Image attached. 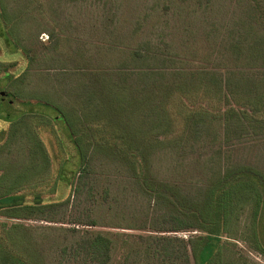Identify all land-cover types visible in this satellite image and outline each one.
Returning a JSON list of instances; mask_svg holds the SVG:
<instances>
[{"label": "rangeland", "instance_id": "rangeland-1", "mask_svg": "<svg viewBox=\"0 0 264 264\" xmlns=\"http://www.w3.org/2000/svg\"><path fill=\"white\" fill-rule=\"evenodd\" d=\"M0 5L10 35L30 55L16 65L0 39V65L16 74L0 84L6 92L49 102L51 107L40 108L63 115L80 134L89 120L128 131L152 127L159 139L156 150L143 155L151 175L127 170L123 157L90 150L86 165L97 176L99 198L96 226L50 221L39 212L19 218L12 216L14 209L0 211V221L24 224L31 232L44 264H58L61 247L89 228L115 240L110 264H119L141 235L153 233L151 212L172 206L170 182L208 185L239 167L264 171V0H0ZM138 51L157 59L139 60ZM93 79L100 80L103 95L91 102L78 97ZM104 104L113 108V121L108 111L99 113ZM26 149L12 146L0 162L22 159ZM255 180L250 181L261 190ZM140 189L153 194L149 211ZM69 192L77 202L68 185L60 193ZM34 194L26 201L34 202ZM250 216L246 207L236 224L240 238L227 244L225 258L235 264H264V253L251 242ZM168 233L186 240L203 234Z\"/></svg>", "mask_w": 264, "mask_h": 264}, {"label": "trees", "instance_id": "trees-1", "mask_svg": "<svg viewBox=\"0 0 264 264\" xmlns=\"http://www.w3.org/2000/svg\"><path fill=\"white\" fill-rule=\"evenodd\" d=\"M4 15L6 12L0 5V39L7 53L16 56L14 60L19 65L21 58H29V51L15 43L4 24ZM136 55L139 60L157 59L155 55L145 57L139 51ZM15 77V72L0 65V84ZM121 87L126 89L124 84ZM80 91L77 96L85 95L89 102L103 95V87L97 79L84 85ZM104 105L99 113L108 111V119L113 121V108ZM40 107L51 105L44 100L37 103L19 100L0 86V159L7 153L12 154V146L27 147L22 159L15 157L0 162V169H3L0 174V211L14 209L15 214L11 215L19 218H31L39 212V216L48 217L50 221L68 220L77 225L96 226L95 208L99 198L95 193L97 176L86 165L90 150H102L120 160L123 157L122 166L127 170L133 168L151 175L152 165L150 160L143 159V155L146 150L148 153L155 151L159 139L153 134L152 127L128 131L119 126L97 125L89 120L83 125L88 132L84 130L80 134L63 115L51 116ZM119 121L116 118L115 122ZM239 168L241 170L216 176L208 185L170 182L172 206H158L151 212L153 233L141 235L119 264H192V256L195 264H235L225 258V251L229 242L234 243L229 238H240L236 224L246 207L251 209V225L253 222L255 227L251 242L264 253V171L249 166ZM254 178L261 190L254 188L250 181ZM247 179L250 180L245 181ZM67 185L70 191L73 189L77 202L71 200L70 192L67 195L60 193ZM139 191L146 198L149 211L153 194L145 189ZM30 193H35L32 203L26 201ZM174 207L177 211L172 210ZM54 214L62 217L56 218ZM197 229L203 234L188 240L177 234H167ZM70 230L80 232L78 228ZM81 231L83 233L74 241L61 247L58 264H110L115 240L90 228ZM32 236L24 224L13 223L11 226L0 221L1 263L44 264L45 254Z\"/></svg>", "mask_w": 264, "mask_h": 264}]
</instances>
